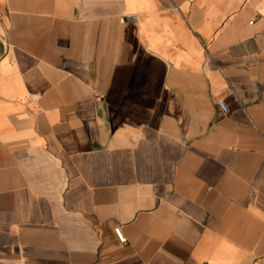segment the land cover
<instances>
[{
	"label": "crops",
	"instance_id": "obj_1",
	"mask_svg": "<svg viewBox=\"0 0 264 264\" xmlns=\"http://www.w3.org/2000/svg\"><path fill=\"white\" fill-rule=\"evenodd\" d=\"M0 264H264V0H0Z\"/></svg>",
	"mask_w": 264,
	"mask_h": 264
},
{
	"label": "built area",
	"instance_id": "obj_2",
	"mask_svg": "<svg viewBox=\"0 0 264 264\" xmlns=\"http://www.w3.org/2000/svg\"><path fill=\"white\" fill-rule=\"evenodd\" d=\"M128 17H132V15H131V14L128 15ZM216 104H217V106L220 108L221 111H223V112H227V111H228V105H227V103L225 102V100H223V99L220 98V99H218V100L216 101ZM114 231H115V234H116V236L118 237L119 241H121V242H125L126 238H125V236L122 234V232H121V228H120V227H115V228H114Z\"/></svg>",
	"mask_w": 264,
	"mask_h": 264
}]
</instances>
